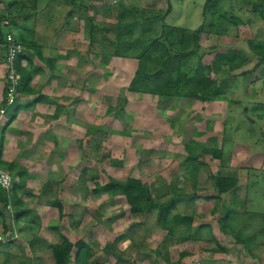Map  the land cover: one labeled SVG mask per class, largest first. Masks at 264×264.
Here are the masks:
<instances>
[{"label":"rangeland","instance_id":"obj_1","mask_svg":"<svg viewBox=\"0 0 264 264\" xmlns=\"http://www.w3.org/2000/svg\"><path fill=\"white\" fill-rule=\"evenodd\" d=\"M184 1L188 25L196 13L187 0H166L158 10L155 0L133 4L102 0L104 6L112 5L109 19L99 22L109 23L112 29L102 36L114 42L115 25H122L124 46L119 51L132 60H117L109 67L108 59H103L96 66L95 79L92 72L86 80L87 95L94 91L93 81H100L95 124L69 143L68 150L75 154L65 166L64 180L46 188H29L32 195L26 191L28 196H22L27 209L18 201L17 210L26 213L17 230L21 239L17 245L0 247V264H54L52 243L65 239L84 245L73 249L69 264H254L256 259L237 241L244 237L263 242L264 222L243 216L245 208H238L224 229L226 208L233 201L226 204L229 193L219 194L216 178H231L236 189L241 186L239 191L232 190L237 200L259 197L264 201V64H259L261 58L249 44L264 43V0H207L211 14L200 33L163 30L168 5ZM94 2L85 1L89 7ZM52 4L55 23L61 24L63 3ZM182 15L175 9L166 23L174 24ZM129 25L133 32L127 34ZM162 39L165 44L157 43ZM103 45L108 54L116 51L115 45ZM234 48L244 52V63L234 70L225 63L217 65L216 82L204 91L210 95L207 101L130 93L138 57L144 52L143 70L152 76L164 70L167 57L186 55L181 60L183 69L193 73L204 55ZM177 62L168 68L172 75ZM138 87L152 91L156 82L144 80ZM194 89V83L181 88ZM112 180L141 182L154 204L133 213L124 195L101 191ZM145 199L144 195L135 203L143 205ZM171 202L174 208L168 221L159 222L160 207ZM259 252L254 255L260 258Z\"/></svg>","mask_w":264,"mask_h":264},{"label":"crops","instance_id":"obj_2","mask_svg":"<svg viewBox=\"0 0 264 264\" xmlns=\"http://www.w3.org/2000/svg\"><path fill=\"white\" fill-rule=\"evenodd\" d=\"M53 1L56 0H0V109L4 107L8 71L5 38L12 35L24 47L16 60V69L18 68L22 77L16 102L7 107L6 113L0 117V168L11 173L15 179L13 188L8 192L0 186L3 190L0 191V234H16L17 237L12 242L16 245L21 239L17 230L19 231L21 220L26 214L17 210L18 201L24 206L23 209H27V203L22 196H28L26 191L32 195L29 188H46L48 185L62 182L67 172L65 166L70 164L69 159L75 154L74 151L68 150L69 143L81 138L77 137L79 132L85 130L88 125L95 124L100 103V93L96 90V85L100 81H93L94 91L90 89L87 95L84 87L86 80L92 72V78L95 79L96 66L103 62V59H108L109 67H114L113 62L117 60H132L124 54L115 55V51L108 54L102 48L104 42H107V45L118 42L108 39L106 34L102 36L103 32L112 29V25L99 23L101 18L109 19L112 5L104 6L102 0H96L97 3L94 2V6L89 7L85 3L87 0H73L74 5L68 3L71 0H59L63 3L62 9L65 8V11L61 12L62 23L59 24L55 23L57 12L56 7H52ZM128 1L132 4L135 2ZM155 1L158 10L163 8L166 0ZM188 1L194 5L196 13L188 25L182 8L184 1L182 4L168 5L161 22L165 28L190 33L206 25L211 14L206 10L207 0H187V4ZM77 9V14H74ZM175 9L183 13L182 17L174 24H167L166 21ZM113 10L116 13V9ZM115 26L116 29L119 28L118 23ZM138 69L139 62L136 70ZM26 82L27 86H23ZM79 83L83 85L78 86ZM130 93L149 97L147 93ZM80 94L84 96L78 97ZM240 188L241 186L235 189L239 191ZM235 195L234 191H230L228 199L224 200L227 205L233 201L231 207L226 208V214L229 212L228 214L235 215V210L245 208L243 216L264 222V201L261 198L238 197L237 200ZM44 208L41 209L45 212ZM37 210L41 213L39 208ZM48 232L50 234V231ZM12 243L3 247L13 246ZM62 243L57 241L52 244ZM237 244L249 257L257 260L253 261L254 264H264V241L251 242L241 237L238 238ZM256 249H261V252ZM255 251L261 253L260 258L254 255Z\"/></svg>","mask_w":264,"mask_h":264},{"label":"trees","instance_id":"obj_3","mask_svg":"<svg viewBox=\"0 0 264 264\" xmlns=\"http://www.w3.org/2000/svg\"><path fill=\"white\" fill-rule=\"evenodd\" d=\"M36 1V0H32ZM71 5H74L73 0L70 2ZM119 21H122V18L120 16ZM119 24H122L119 22ZM118 37L117 43H114L116 47L115 55L119 56L120 54V47L124 46L121 43L122 38V25L118 26ZM166 28L163 27V30ZM203 27H201L199 30H197L196 33H200ZM126 33L130 34L133 32V26L129 25L126 27ZM173 31H179V33H189L186 31L181 30H174ZM6 39V38H5ZM156 42V41H155ZM163 43L165 44V39H162L160 41H157V43ZM157 43H153L152 46L156 45ZM251 50L254 54L259 56L260 62L259 64H264V43L263 42H249ZM148 49V48H147ZM146 49V50H147ZM145 50V51H146ZM186 55H179L173 57H167L164 62V70L156 73L152 76H149L144 72L143 67L144 63L146 61L147 52H144L142 55L138 57L139 62V69L137 72V75L133 79L130 89L133 91L141 92V93H147V94H156L160 96L165 97H173V96H179V97H187L193 100L198 101H207L210 98V95L206 92H204L206 89L210 88L212 84L216 82V70L218 64H227L230 66L231 70L238 69L241 67V65L244 63V52L240 49H222L215 51L214 53H208L207 55H204L199 59V63L197 66L196 71L193 73H187L183 69L184 63H182V59ZM18 59V58H17ZM174 61H179L176 64L177 72H173L175 75H172L168 72V68H170L171 64ZM224 64V65H225ZM17 71L19 72L18 68ZM20 74V72H19ZM21 75V74H20ZM22 79V77H21ZM152 79L156 82V88L151 90H148L146 88L138 87L140 82H143L144 80ZM262 80L264 83V70L262 71ZM24 82V81H23ZM161 82L165 83V85H161ZM188 83H194L196 86V89L192 91H185L181 90V88L188 84ZM23 86H27V82L23 84ZM214 90H217L216 87H213ZM221 91H218L220 93ZM100 187L99 185H97ZM236 182L230 179H222L220 177L216 178V187L218 189L219 194H227L233 189H235ZM102 192L106 193H114V194H121L124 195L127 198V201L131 205V210L133 213H139L147 211L153 204V199L151 198L148 188L143 186L141 182L137 180H128L126 183H122L119 181L112 180L108 184L100 187ZM99 188V189H100ZM0 191H3L0 188ZM146 196L145 202L142 204H136L135 201L139 199V197ZM174 208V202L169 203L168 205H162L160 207V212L158 216L159 222H167L168 218L170 216V210ZM229 213V212H228ZM227 213V214H228ZM228 219H230V214H228L225 219L223 220V227L228 228L229 222ZM174 220V219H173ZM240 238V237H238ZM9 246V245H8ZM83 249L84 245L83 243H78L76 245H73L69 240L65 239L62 244L60 245H52L51 249L53 251V255L55 258L54 264H69L70 256L73 252L74 248Z\"/></svg>","mask_w":264,"mask_h":264},{"label":"built area","instance_id":"obj_4","mask_svg":"<svg viewBox=\"0 0 264 264\" xmlns=\"http://www.w3.org/2000/svg\"><path fill=\"white\" fill-rule=\"evenodd\" d=\"M5 47L7 50L6 65L8 67L6 77V88L4 95V107L0 109V117L6 113V108L12 106L16 102L17 91L21 83V75L16 69V60L23 52L24 47L18 43L12 35H7L5 39ZM14 177L8 171L0 168V186L7 192L13 188ZM17 235L1 233L0 247L10 245Z\"/></svg>","mask_w":264,"mask_h":264}]
</instances>
